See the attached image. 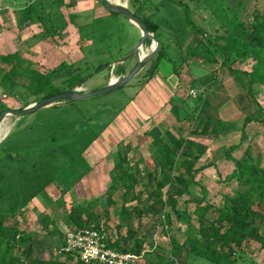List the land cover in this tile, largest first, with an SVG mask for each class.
<instances>
[{
  "label": "rangeland",
  "instance_id": "1",
  "mask_svg": "<svg viewBox=\"0 0 264 264\" xmlns=\"http://www.w3.org/2000/svg\"><path fill=\"white\" fill-rule=\"evenodd\" d=\"M43 1L48 11L45 16L49 25L61 26L64 23L61 10L65 9L58 8L54 0ZM125 1L122 0L123 3ZM127 1L130 8L131 3ZM247 1L245 18L251 16L254 8L264 7V0ZM153 2L159 6L154 19L162 25L168 54L180 65L179 79L173 72L172 63L162 59L158 74L145 84L140 82L145 78L149 63L127 85L108 93L76 101H60L23 116L6 115L0 122V211L14 213L23 228L38 235L36 246L44 257L51 253L64 260L65 256L51 248L53 243L59 242L58 237L44 232L37 222L38 215L51 207L52 214L62 226L59 218L64 209L63 204L70 208L73 201L90 200L104 192L109 184L108 176L113 161L117 158L113 153L122 150L123 146L128 149L130 159L135 160L141 156L144 160L141 167L147 165L154 169L156 149L152 137L145 134L153 126H162L176 135L181 130L185 136L195 138L207 146L197 166H209L197 175L199 184L192 187L193 193L201 195L202 185L208 190L207 200L214 206H221L225 195H232L234 190L240 189L234 179H226L234 166L224 157V152L231 144L240 142L245 117L248 114L261 116L262 113L243 96L237 83L226 72L218 70L216 75L213 73L212 70L221 61L219 51L208 46H188L195 33L186 24L181 9L168 0ZM88 13L91 17L92 13ZM83 19L78 20L81 33L90 42L85 43L81 39L78 45L75 44L78 37L72 36L73 40L62 41L67 34L55 38L39 25L40 36L31 37L27 46H12L10 40L14 38L6 33L12 30L0 23V56L17 53L24 60L19 66L28 68V71L35 68L47 72L67 62L79 66L83 74H92L76 90L88 92L102 89L112 78H121L115 73L117 61L110 64L112 59L120 60L131 53L141 36L120 13H109L94 20ZM20 35L18 33V37ZM195 37L198 39L201 35ZM156 49L157 43L153 40L150 45L144 44L138 53L146 59ZM134 60L133 57L127 59L125 66L130 68ZM11 61L0 58V66L8 68ZM101 64L103 66L99 68ZM251 66V60L235 65L242 69H250ZM54 81L60 84L61 79L56 78ZM191 88L197 94L202 93L199 97L188 96ZM253 92L264 108V85H254ZM186 103H190L191 108L203 104V110L198 111L196 119L189 121L183 118L184 115L177 118L171 112L172 105L183 107ZM2 105L10 109L22 107L19 100L3 94L0 88V108ZM154 110L157 113L151 117L150 113ZM205 113L219 119L220 132L216 136L193 137L189 131ZM246 133V139L233 155L240 156L249 148L254 155L261 154L264 165V125L251 122L246 127ZM162 135L168 140L164 133ZM105 144L108 147L104 155L101 147ZM62 190H67L63 197L66 199L58 200ZM49 195L52 201L50 204ZM189 198L183 196L179 207L183 208ZM194 207V203H188L190 214ZM142 223L139 232L151 235L154 243L147 242L141 252L143 254L132 264L157 262L154 256L156 244L167 248L171 237L183 241L188 234L195 235L197 232L195 219L189 226L174 217L172 225L166 230L153 219H145ZM118 225V213L111 208L107 226H103L105 236L107 232H113L114 235L125 237L126 227L118 229ZM249 246L252 250L250 256L236 264H264V248L254 241ZM67 264L74 262L68 261Z\"/></svg>",
  "mask_w": 264,
  "mask_h": 264
},
{
  "label": "trees",
  "instance_id": "2",
  "mask_svg": "<svg viewBox=\"0 0 264 264\" xmlns=\"http://www.w3.org/2000/svg\"><path fill=\"white\" fill-rule=\"evenodd\" d=\"M168 1L181 9L190 30L195 35H201L199 43L204 42L210 49L219 51L221 61L219 66L212 70L213 73L216 75L218 70L226 72L237 83L243 96L254 103L262 113L261 116L248 114L245 117L240 142L231 144L224 152V157L234 166L226 179H234L240 189L234 190L232 195H225L221 206H214L207 200L208 190L202 185L201 195L193 193L192 187L199 184L197 175L209 166H197L207 146L195 138L185 136L181 130L179 135H176L169 129L156 125L145 132L152 137V144L156 149V156L153 158L154 169L147 165L141 167L144 162L141 156L135 160L130 159L128 149L123 146L122 150L115 152L114 156L117 158L110 170L109 184L104 192L90 200L73 201L70 208L63 204L60 218L68 230H99L108 246L137 255H141L147 242L154 243L151 235L139 232L145 219L156 220L165 230L166 225L168 228L172 225L174 217L189 226L195 219V235L188 234L183 241L171 237L167 248L162 244L156 245L154 256L157 262L152 264H175V260L178 264H196L198 261L208 264H236L250 256L249 252L252 250L249 244L252 241L264 248L262 156L254 155L249 148L240 156L233 155L246 139V127L249 123L259 122L264 125V108L253 92L254 85H264V7L254 8L251 16L245 18L246 6L249 3L247 0ZM54 3L58 8H69L75 4V0H54ZM130 3V9L153 35L147 36L144 44L150 45L154 37L159 44L155 55L147 62L149 67L140 84L147 83L158 74L162 59L172 63L173 72L179 79L180 65L169 56L167 43L163 39L162 25L154 19L159 12V6L154 4L153 0H130ZM47 12L44 4L23 1L17 18L18 30L39 24L49 35L60 36L63 25H49L45 16ZM0 58L13 60L8 64V68L0 66V88L3 94L22 103L19 109L60 92L74 90L92 75L83 74L79 66L67 62L43 72L35 68H30L29 71L28 68H21L19 63L24 60L19 58L17 53L1 55ZM15 58L18 60H14ZM118 60L119 58H113L110 64ZM249 60L252 61L250 69L235 67L237 63ZM102 66L101 64L99 68ZM115 73L121 77L127 74L124 62L116 65ZM56 78L61 79L60 84L55 83ZM190 90L188 96H191ZM199 94L196 97H199ZM203 99L206 102L205 97ZM189 104L186 103L188 106L183 107L174 104L171 106V112L177 118L184 115L183 118L189 121L196 119L198 111L203 110V104L194 108ZM4 109L8 107L2 105L0 112ZM218 122L217 117L205 113L189 132L193 137H207L212 134L216 136L220 132ZM66 192L67 190H62L61 199H64ZM185 195L190 198L185 201L183 208H180V199ZM51 202L48 197V203ZM189 202L195 204L192 214L187 210ZM111 208L118 213V229L122 226L127 229L125 237L119 236L112 240L104 234L103 226H107ZM37 222L46 234L58 237L59 242L53 243L51 248L60 251L64 245L65 230H61L54 217L45 212L38 215ZM37 241L38 235L23 228L14 213L0 211V264H67L68 261L74 264H98L86 263L70 253H61L65 256L64 260L54 257L51 253L44 257L38 252Z\"/></svg>",
  "mask_w": 264,
  "mask_h": 264
},
{
  "label": "crops",
  "instance_id": "3",
  "mask_svg": "<svg viewBox=\"0 0 264 264\" xmlns=\"http://www.w3.org/2000/svg\"><path fill=\"white\" fill-rule=\"evenodd\" d=\"M25 1V0H0V23L6 25V27H10V29L12 31H7L6 33H8V35L13 36L14 39L10 40L11 45L12 46H27L29 41H31V37L34 36H40V28H39V24H33V25H28L25 27V29H23L22 31L18 30L17 27V18H18V14L20 12V6L21 3ZM31 2H34L36 4L42 5L44 4L43 0H28ZM111 3H115V4H122V5H127L128 6V1L126 0L125 3L122 2V0H109ZM130 1V0H129ZM3 6V8H2ZM65 9V10H61L62 14H63V20L64 23L63 25V29L61 32L60 36H54L56 37H62V35L67 34V36L62 40V41H70L73 40L72 36L74 38L78 37L77 41L75 44L78 45V42H80L81 39H83L82 41H84L85 43H89V39H87V37H84L81 33V29H80V23H78V20L80 21L81 19H87V18H91L92 20L101 17V16H107L109 13H112L108 8H106L99 0H75V4L72 7L66 8V7H62L61 9ZM3 10V11H2ZM64 11V12H63ZM92 13V16L90 17V13ZM83 19V20H84ZM129 24L134 27V29L138 30L139 36H141V31L140 29L133 24L130 20ZM18 33H21V35L18 37ZM196 35H194V37L191 38V40L188 43V46H207L206 44H204V42H198L199 38L197 39L195 37ZM70 39V40H69ZM35 43V42H34ZM37 45V44H36ZM136 65V61L134 60V64L132 66H130V68H127L126 65V70L127 73ZM155 78V77H154ZM157 113V111H153L150 113L151 117L154 116ZM107 144L102 145L101 147V151L102 153L105 155L107 153V150L105 148H107ZM116 152V151H115ZM115 152L113 153V155H115ZM114 162V161H113ZM109 178V176H108ZM67 193H65L66 195ZM52 195V194H51ZM62 193H60V195L58 196V200L61 199ZM64 195V196H65ZM63 196V197H64ZM49 197H51L49 195ZM66 199V198H64ZM48 206V203H46ZM52 208L50 207L49 209H46L45 212L49 215H51L52 217H54L57 226L64 231V229H67L66 226L62 223V226L60 224H58V220L56 219V217L52 214ZM61 220V218H59ZM108 228V227H106ZM118 228V227H117ZM108 230V229H107ZM121 236V234H116L114 235L113 232H107V237L111 238L112 240L115 239V237H119ZM196 264H203L202 261H198L195 262Z\"/></svg>",
  "mask_w": 264,
  "mask_h": 264
},
{
  "label": "water",
  "instance_id": "4",
  "mask_svg": "<svg viewBox=\"0 0 264 264\" xmlns=\"http://www.w3.org/2000/svg\"><path fill=\"white\" fill-rule=\"evenodd\" d=\"M99 1L106 8H108L111 12L120 13L124 15L128 20H130L133 24H135L140 29L141 38L139 42L137 43V45L132 50V52L117 61V63H123L127 59L133 57L136 61V65L127 74L122 76L119 80H116L115 82L111 80L108 83V85L102 89H96V90H92L88 92H79L76 89L66 90L56 95L44 98L38 102L32 103L22 109H10V108L4 109L0 112V122L3 120V118L6 115L23 116V115L32 113L36 110H39L43 107L52 106L55 103L60 102V101H76L82 98L92 97V96H97V95H101L104 93H108L114 89L120 88L124 86L125 84H127L129 81H131L132 78H134V76L148 62V60L155 55L157 49L146 59L142 58L139 55L138 51L144 45L145 38L147 36H153V35L149 33L146 24L135 14V12L132 9H130L127 5L111 3L109 0H99ZM153 40L157 43V47H158L159 44L155 37Z\"/></svg>",
  "mask_w": 264,
  "mask_h": 264
},
{
  "label": "built area",
  "instance_id": "5",
  "mask_svg": "<svg viewBox=\"0 0 264 264\" xmlns=\"http://www.w3.org/2000/svg\"><path fill=\"white\" fill-rule=\"evenodd\" d=\"M190 94L196 96L197 91L191 89ZM59 253L75 254L86 263L98 264H132L143 254L123 252L108 246L104 235L93 228L66 229L64 245ZM175 264H178L177 260Z\"/></svg>",
  "mask_w": 264,
  "mask_h": 264
},
{
  "label": "bare ground",
  "instance_id": "6",
  "mask_svg": "<svg viewBox=\"0 0 264 264\" xmlns=\"http://www.w3.org/2000/svg\"><path fill=\"white\" fill-rule=\"evenodd\" d=\"M112 81H113V82H115V81H116L115 77H114V78H112ZM4 132H5V131H4ZM1 133H2V132H1Z\"/></svg>",
  "mask_w": 264,
  "mask_h": 264
}]
</instances>
